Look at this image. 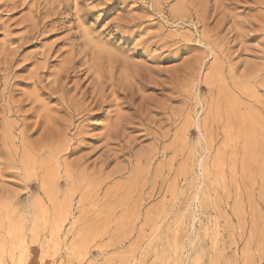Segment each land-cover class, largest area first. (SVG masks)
Returning <instances> with one entry per match:
<instances>
[{"label": "rangeland", "instance_id": "obj_1", "mask_svg": "<svg viewBox=\"0 0 264 264\" xmlns=\"http://www.w3.org/2000/svg\"><path fill=\"white\" fill-rule=\"evenodd\" d=\"M0 264H264V0H0Z\"/></svg>", "mask_w": 264, "mask_h": 264}, {"label": "bare ground", "instance_id": "obj_2", "mask_svg": "<svg viewBox=\"0 0 264 264\" xmlns=\"http://www.w3.org/2000/svg\"><path fill=\"white\" fill-rule=\"evenodd\" d=\"M150 79V78H149ZM97 80H102V81H96V85H93L91 87V91L86 90L84 93L81 94V96L79 97V99H77L73 105L71 107H69L68 109L70 110V112L72 111V113H75L77 116L79 115H83L85 117H92L95 114H103L105 112V107H108L112 104H117L118 102H120L121 104H124L126 99H127V107H131V101L136 100V98L138 97V92H135L131 90V87H125L123 86L122 89H120V87H118L115 83L112 82H108L105 81L104 79H97ZM151 80L148 81V83H152ZM156 82V80H155ZM154 82V83H155ZM157 83V82H156ZM115 84V87H113V85ZM154 85V84H153ZM161 85V84H160ZM145 86V85H144ZM143 86V87H144ZM159 86V85H157ZM146 87V86H145ZM161 88V86H160ZM106 89L108 90V92L106 93ZM91 96V97H90ZM122 96V101L118 100V97ZM87 97H90V100L88 102H86ZM117 108V106H116ZM119 108V106H118ZM156 108V107H155ZM92 110H96L94 113H91ZM147 110V109H146ZM119 111V110H118ZM106 113V112H105ZM117 113V112H116ZM106 116H108V114H106ZM112 116V115H111ZM74 117V116H73ZM110 117V116H109ZM108 117V118H109ZM72 118V117H71ZM106 118V117H105ZM84 120V119H83ZM87 120V119H86ZM85 120V121H86ZM79 121V120H78ZM107 121V120H106ZM84 122V121H83ZM71 123V124H70ZM67 124V127H70V125L72 126V121ZM129 122H127L123 117H121L119 115V117L116 116V119L111 123V125L109 126L110 129L105 132L104 135V139H105V146L106 148H108L111 144L117 143L116 145L120 146V150L125 149L123 154H127L129 153V147H130V143L132 142V138H128V136H126V134L123 133V131L125 130H130L131 127H129ZM37 125V124H36ZM74 125V124H73ZM79 125V124H78ZM38 127V126H37ZM108 128V127H107ZM51 135V134H50ZM55 135V133H54ZM53 135V136H54ZM57 135V134H56ZM56 135L54 136L56 138ZM58 136V135H57ZM53 137V139H55ZM128 138V139H127ZM49 140V141H48ZM51 137L49 136L47 138L48 143L50 142ZM57 141H55L56 143ZM50 144V143H49ZM122 144V145H121ZM129 147H128V146ZM52 144L48 145V148L51 149ZM62 146H59L58 148H60ZM47 148V146H46ZM54 148V147H53ZM75 150V148L73 147H69L68 143H64V149L63 152L68 151L71 153L72 150ZM56 150V149H55ZM60 150V149H58ZM113 149H109L105 156V162H108L109 160L113 159L111 155H109L110 152H112ZM30 151V150H29ZM28 151V152H29ZM38 152H40L37 149ZM48 151V150H47ZM50 152V151H49ZM58 152V151H57ZM60 152V151H59ZM31 153V152H30ZM52 153V151L50 152ZM54 153V151H53ZM33 154V153H32ZM114 157L115 154L111 153ZM52 155V154H51ZM54 155V154H53ZM27 156V155H26ZM29 156V155H28ZM33 156V155H32ZM31 157V154H30ZM38 157V156H37ZM53 157V156H52ZM50 157V158H52ZM57 157V156H56ZM54 159V157H53ZM27 164V163H26ZM56 166V165H54ZM32 167V166H31ZM33 169V168H32ZM55 169V168H54ZM58 168H56L57 170ZM67 171V170H66ZM56 172V171H55ZM101 173V172H100ZM68 179L70 178V175L66 176ZM49 178V177H48ZM47 179V178H46ZM45 179V180H46ZM43 180V179H42ZM42 182V189H48L49 187H52L54 185V183L51 185L48 182ZM52 180V178H51ZM82 180V179H81ZM76 182V181H74ZM72 187V186H71ZM74 187V186H73ZM74 189V188H73ZM50 190V189H49ZM71 192H74V190H72ZM67 200V199H66ZM66 221V217H64L62 219V223L59 225V228H61L63 226V222Z\"/></svg>", "mask_w": 264, "mask_h": 264}]
</instances>
